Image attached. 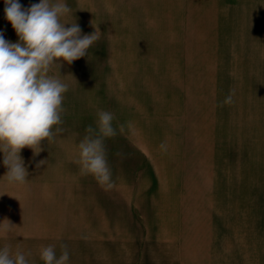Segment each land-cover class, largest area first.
<instances>
[{"label": "rangeland", "instance_id": "obj_1", "mask_svg": "<svg viewBox=\"0 0 264 264\" xmlns=\"http://www.w3.org/2000/svg\"><path fill=\"white\" fill-rule=\"evenodd\" d=\"M153 1L50 0L71 9L61 17L65 27L77 23L82 36L97 31L98 39L84 57L71 64L57 61L59 69L51 65L48 75L68 88L63 123L40 142L38 154L21 149L28 173L24 183L7 181L0 152V218L6 202L34 196V187L27 188L42 176L93 177L81 174L78 145L86 129L96 127L99 111L114 115L117 135L105 140L114 186L126 190L134 184L141 200L172 193L184 198L185 205L221 212V205H231L232 199L250 211L264 207V46L252 42L257 63L236 61L242 54H226L223 46L216 51L222 40L213 21L214 4L188 7L202 14L200 20L187 21L177 19L180 7L174 6L175 16H170V7ZM223 1L224 11L229 1L242 2ZM39 2L19 0L24 8ZM235 14L237 29L258 24L252 13ZM0 32L7 41H19L8 20L0 21ZM254 34L248 33L251 41ZM236 46L243 45L237 41ZM254 64L262 69L249 68ZM229 94L232 103L222 105ZM57 127L64 129L62 134H55ZM42 160L46 163L37 168ZM132 175L136 182L129 181Z\"/></svg>", "mask_w": 264, "mask_h": 264}, {"label": "crops", "instance_id": "obj_2", "mask_svg": "<svg viewBox=\"0 0 264 264\" xmlns=\"http://www.w3.org/2000/svg\"><path fill=\"white\" fill-rule=\"evenodd\" d=\"M224 2L154 0L153 5L170 7V16H175L174 6L180 7L177 19L197 21L202 13L188 7L214 4L213 21L223 41L216 42V51L223 46L226 54H242L236 61L257 63L252 42L264 46V0H242L232 11L236 5L229 1L224 11ZM0 7V21L7 20L1 18L5 1H0ZM235 12L252 13L251 20L258 24L245 23L239 29L248 32H236ZM237 41L243 46H236ZM247 43L250 49L244 47ZM249 68L262 69L255 64ZM130 177L136 182L134 175ZM41 178L27 188L34 187V196L6 202L0 218V250L7 246L12 256L20 252L28 264H45L40 253L49 245L55 246L59 257L61 243L67 245V264H264V207L250 211L232 199L231 205H221V212L216 207L185 205L184 198L172 193L141 200L134 184L131 189L113 185L105 190L93 177L58 179L50 174Z\"/></svg>", "mask_w": 264, "mask_h": 264}, {"label": "clouds", "instance_id": "obj_3", "mask_svg": "<svg viewBox=\"0 0 264 264\" xmlns=\"http://www.w3.org/2000/svg\"><path fill=\"white\" fill-rule=\"evenodd\" d=\"M71 9L63 2L50 3L40 0L24 8L19 0H5V17L14 28L19 41L5 40L0 32V152L4 153L3 163L8 171L5 175L11 184L26 181L27 171L20 156L21 149L29 147L34 155L42 151L40 142L53 137V126L63 123L61 113L67 85L50 77L51 65L73 61L88 54V49L98 39L97 31L81 35L77 23H61V17ZM229 94L221 104L232 103ZM96 127L89 126L87 135L78 145L82 175H92L96 181L109 190L113 187L111 169L108 164L105 140L117 135L113 127L114 115L99 111ZM57 127L55 134H62ZM123 131V125L120 126ZM166 150V145H160ZM37 149H39L37 151ZM46 161H39V168ZM12 226L9 225V229ZM61 254L56 255L55 246L41 250L40 259L45 264H67V245L61 243ZM0 264H28L24 254L10 255L5 246L0 250Z\"/></svg>", "mask_w": 264, "mask_h": 264}]
</instances>
